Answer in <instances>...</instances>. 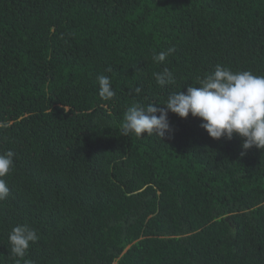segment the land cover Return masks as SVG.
<instances>
[{"label":"trees","instance_id":"trees-1","mask_svg":"<svg viewBox=\"0 0 264 264\" xmlns=\"http://www.w3.org/2000/svg\"><path fill=\"white\" fill-rule=\"evenodd\" d=\"M217 64L264 76V0H0V264H264V150L191 114L169 112L162 140L120 131ZM24 223L39 239L20 259Z\"/></svg>","mask_w":264,"mask_h":264},{"label":"clouds","instance_id":"clouds-1","mask_svg":"<svg viewBox=\"0 0 264 264\" xmlns=\"http://www.w3.org/2000/svg\"><path fill=\"white\" fill-rule=\"evenodd\" d=\"M174 51L173 47H169L154 54L152 58L159 64ZM154 76L161 86L175 83L173 72L167 68ZM196 83L199 87L189 86L186 92L170 93L164 107H156L154 104L143 106L139 103L128 107L124 112L121 134L141 137L147 133L148 136L156 135L162 140L172 131L169 112L180 118H187L191 114L201 119V127L213 139L231 140L234 135L239 136L242 140L241 156L253 147L264 150V76L255 75L251 71H233L217 64L214 72L198 76ZM97 84L98 95L102 100L109 101L115 96L110 77L99 75ZM141 91L140 87L134 89L137 95ZM14 156L12 150L0 153V201L6 200L10 193L4 177L14 166ZM38 239L35 228L27 223L17 224L8 236L12 256L23 259L30 244ZM16 264H19V259Z\"/></svg>","mask_w":264,"mask_h":264}]
</instances>
